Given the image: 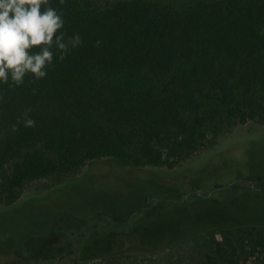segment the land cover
Segmentation results:
<instances>
[{"label":"trees","instance_id":"trees-1","mask_svg":"<svg viewBox=\"0 0 264 264\" xmlns=\"http://www.w3.org/2000/svg\"><path fill=\"white\" fill-rule=\"evenodd\" d=\"M49 3L82 43L45 78L0 84V207L90 161L177 169L224 132L264 122V0ZM226 231L205 243L204 264H264V223ZM146 250L133 241L127 252Z\"/></svg>","mask_w":264,"mask_h":264},{"label":"rangeland","instance_id":"rangeland-1","mask_svg":"<svg viewBox=\"0 0 264 264\" xmlns=\"http://www.w3.org/2000/svg\"><path fill=\"white\" fill-rule=\"evenodd\" d=\"M261 223L264 122H249L177 169L104 159L62 182L28 184L0 207V264H204L208 240ZM133 241L150 250L127 252Z\"/></svg>","mask_w":264,"mask_h":264},{"label":"clouds","instance_id":"clouds-1","mask_svg":"<svg viewBox=\"0 0 264 264\" xmlns=\"http://www.w3.org/2000/svg\"><path fill=\"white\" fill-rule=\"evenodd\" d=\"M63 27L62 13L49 0H0V84L45 78L54 57L63 60L82 43L78 33L66 37ZM23 124L35 125L27 111Z\"/></svg>","mask_w":264,"mask_h":264}]
</instances>
